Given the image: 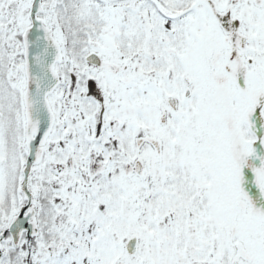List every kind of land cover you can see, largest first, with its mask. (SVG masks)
<instances>
[{"label": "snow or ice", "instance_id": "obj_1", "mask_svg": "<svg viewBox=\"0 0 264 264\" xmlns=\"http://www.w3.org/2000/svg\"><path fill=\"white\" fill-rule=\"evenodd\" d=\"M0 264H264V0H0Z\"/></svg>", "mask_w": 264, "mask_h": 264}]
</instances>
